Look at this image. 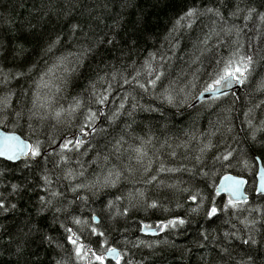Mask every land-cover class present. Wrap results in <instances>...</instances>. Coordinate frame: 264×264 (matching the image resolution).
I'll list each match as a JSON object with an SVG mask.
<instances>
[{
	"label": "trees",
	"instance_id": "trees-1",
	"mask_svg": "<svg viewBox=\"0 0 264 264\" xmlns=\"http://www.w3.org/2000/svg\"><path fill=\"white\" fill-rule=\"evenodd\" d=\"M191 8L197 16L178 25ZM208 8L219 9L224 20ZM250 8L256 12L246 21ZM259 13L264 0H0V97H8V107L0 105V128L42 142L39 158L0 160V201L9 209L0 210V264H88L76 257L67 228L93 251L106 252L98 240L118 248L121 264H236L249 257L264 264V197L255 195L257 159L264 165ZM232 26L239 36L235 27L230 35L222 31ZM238 48L253 58L242 89L194 106ZM159 73L153 87L149 81ZM165 89L173 104L163 99ZM93 93L108 99L98 105ZM77 101L82 106L70 113ZM89 109L98 113L91 127ZM65 139L83 144L65 150L61 162ZM229 151V161L216 159ZM68 171L73 175L65 178ZM110 171L121 173L116 187L103 185ZM226 174L248 179V202L225 207L228 199L215 187ZM77 185L88 187L73 192ZM52 191L60 195L53 198ZM138 192L144 196L129 198ZM153 202L156 208L148 206ZM212 202L218 213L208 219ZM170 219L185 224L156 228ZM143 224L155 234L144 233ZM92 227L104 236L93 235ZM249 235L256 245L242 243Z\"/></svg>",
	"mask_w": 264,
	"mask_h": 264
},
{
	"label": "snow or ice",
	"instance_id": "snow-or-ice-1",
	"mask_svg": "<svg viewBox=\"0 0 264 264\" xmlns=\"http://www.w3.org/2000/svg\"><path fill=\"white\" fill-rule=\"evenodd\" d=\"M205 11H206V13H212L213 15L219 17L221 21L224 20L219 9L208 8ZM240 11L241 10L239 9V7H237L236 12H233L231 15L237 16ZM253 12H256V9H254V8L248 9V15H246L244 17V19L246 21L250 20ZM197 14H198V10L195 8H191L185 13L184 16H182L177 21V24L183 26L182 21H184V20H190L191 21L193 18H195L197 16ZM199 14L204 15L205 12H200ZM259 18L262 22H264V13H259ZM224 23L226 24V21ZM186 26L191 28L192 23L189 22V23H187ZM234 27H235L237 36H239L241 29H239V27H236V26L225 27L222 29V31H224L230 35L232 33ZM217 35H218V33H217ZM210 36H211V34L209 35V37H206L205 40L203 41L205 44H207ZM57 43H58V41H57ZM217 64L220 65L221 61H217ZM252 64H253V58L251 56H248V55L240 54V50L238 48L236 51H234L231 54V56L228 59L223 61L222 67H219L217 70H215V75H214V78L212 80V83L205 86L204 92H207V93H210L213 95H215L216 93H219L221 95H226L227 90L231 89L234 86V84H244L247 81L248 76L252 70L251 69ZM145 66L148 70V74L152 75L154 70L152 69L151 65L148 62H146ZM139 75H140V73L137 72V77ZM162 75H163V73L157 74L155 76V79L150 80L149 83H151V85L153 87H155L156 81L160 80ZM6 79L7 78H5V80ZM101 79H103V78H101ZM113 79H115V76H113ZM133 79H136V77H133ZM124 83L127 84V83H130V81H128L127 78H125ZM92 87L95 88V84H93ZM110 87H111V85H109V88ZM139 87L141 89H145L144 84H139ZM261 87H264V84H262ZM179 91L183 92L184 89L181 88V89H179ZM161 95H162L163 99L165 101H167V103H169V104L174 103V96L171 94L169 89H165L164 93H162ZM93 96H94L95 103L98 105H103L108 99V96L103 94V93L100 95H96L95 93H93ZM0 105H3L4 108L8 107V97L7 96L0 97ZM81 106H82L81 102L77 101L75 107L69 109V112L72 113L77 108H80ZM119 107H120V109H123L125 107L124 103L121 102ZM133 107H135V105ZM100 114H103V113H100ZM60 115H61L60 112L56 113L57 118H59ZM129 115H131V113H129ZM97 116H98L97 112H93V111H91V109L88 110V113L86 115V120L89 122L88 127L92 126V122H94L97 119ZM115 116H116V113L113 114V119L115 118ZM249 123L251 124V121H249ZM29 127H31V125H29ZM81 131H83V129H81ZM252 138L254 140L255 135H253ZM82 144H83L82 139H76L75 141H73L72 139H65L63 141V143L60 145V147L62 149L61 153L58 154L60 156V161L61 162L67 161V157L64 155L65 150H67V151H72L73 149L78 150L82 146ZM70 145L72 146L71 148L69 147ZM41 148H42V142L39 140H37L36 143L33 144V143H29L28 141L22 139L21 136L16 135L14 133H12V134H10L8 132L0 133V157L6 159L8 161H15L22 156L30 157V158H39L42 156ZM136 151L138 154H142L141 149H136ZM201 151H203V149H201ZM231 156H232V152L229 151V152H227V154L216 157V159L221 160V161H229ZM197 159H199V157H197ZM245 166H247V165H245ZM147 170L148 169H146V171ZM160 171H165L163 164L160 167ZM168 171H172V170L168 169ZM72 175H73L72 172L68 171L66 173L65 178L71 177ZM81 175H83V173H81ZM120 175H121V173L118 171L117 172L110 171L108 173V176H106L104 178L103 185L107 186V187H116L117 182L120 179ZM204 175H207V173H205ZM152 179L154 180L155 177H152ZM43 180H44L46 185L51 184V180L49 179L48 176H44ZM259 182H260V184H259V188L257 189V192L259 195L264 196V167L260 168V170H259ZM97 183H99V180L97 181ZM246 183H247V181L242 179V178H238V177H235L232 175H224L220 184L215 187V194L217 196H219L222 192L227 193L229 196V200H228L225 207L226 208H229V207L230 208H236L239 203H241V202L246 203L247 202V197L244 196V194L242 192V186ZM81 187H88V186L87 185H77L76 187L72 188V191L77 192ZM16 188H17V186L13 185L14 191L16 190ZM50 195L53 198H55V197L59 196L60 194L56 191H52V192H50ZM137 195L140 197H143L144 193L143 192H138L136 194L129 193V198L134 200V199H136ZM117 199H119V197ZM201 199L203 200L204 198L201 197ZM191 200L193 202H195L197 200V195H192ZM41 202L47 203L50 206L53 203L52 200L45 201L43 197H41ZM110 206H111V204H110ZM148 206L151 208H156L157 204L155 202H153ZM11 207L15 208L16 205L13 204V205H11ZM0 210H3L5 212H7L9 210L5 206V203L3 201H0ZM197 210L198 209H195V208L192 209V211H197ZM56 211L59 212L60 209L57 208ZM217 213H218V209H217L214 202H212L211 207H209L205 210V215L208 219H212L213 217H215L217 215ZM124 214H127V209H125ZM92 219L95 220L96 217L93 216ZM74 222L76 224L81 223L80 220H75ZM183 224H185V221L183 219H170L167 222L161 221L159 224L156 225V228L159 229L160 231H164V230L169 229V228H176L178 225H183ZM141 230H152V225L143 224ZM66 231L69 233H72L71 235H69L67 237V239L74 246L75 254H76V257L78 259H81V260L86 259L88 261V264H111L109 257L111 258V260L115 261V264H121V262L124 260V255L120 251H118L117 248L105 247L107 244L106 240H104V241L98 240L97 244L99 245L100 248L105 249V251L107 252V256H105L101 252L93 251L92 248L87 247L86 245L80 243V238L78 236H76L75 233L72 232L71 228H67ZM91 233L93 235H97L99 237L104 236V233L98 232L95 227L91 228ZM224 235L227 238L230 234L224 233ZM231 235L235 236V233H232ZM236 238L241 239V237H236ZM205 239H207V236H205ZM242 243L245 245H248V244L256 245L258 242L252 235H249L247 239H242ZM224 251H227V250L224 249ZM125 264H130V262H125ZM236 264H252V258L249 257L247 260H243V259L238 260L236 262Z\"/></svg>",
	"mask_w": 264,
	"mask_h": 264
},
{
	"label": "water",
	"instance_id": "water-1",
	"mask_svg": "<svg viewBox=\"0 0 264 264\" xmlns=\"http://www.w3.org/2000/svg\"><path fill=\"white\" fill-rule=\"evenodd\" d=\"M242 86H243V84H234V86H233L231 89H228V90H227V94H226V95H228V94H230V93H233V92H239V91L242 89ZM226 95H221V94H219V93H216L215 95H213V94H210V93H207V92H204V91H203V92H201V93L197 96V98L194 100L193 105L196 106V105H198V104H200V103H202V102H204V101H206V100L218 99V98L224 97V96H226ZM4 132H7V131H4L3 129L0 128V133H4ZM8 133L12 134V133H14V132H8ZM14 134L19 135V134H17V133H14ZM19 136H21V135H19ZM21 138L24 139L22 136H21ZM24 140H25V139H24ZM26 141H27V140H26ZM28 142H29V141H28ZM29 143H30V142H29ZM34 159H35V158H30V157H24V156H22V157H20L19 159L15 160V161H8V160H6V159L0 157V160L6 161V162L11 163V164H17V163H19V162H23V161H27V160H34ZM262 167H264V166H263V164L259 161V162H258V171H257V175H256V190H255V194H256L257 197H264V196L259 195L258 192H257V189L259 188V184H260V182H259V170H260V168H262ZM226 175H232V176H235V177H238V178H242V179H244V180L247 181V183L244 184V185L242 186V192H243L244 196L247 197V202H248V201H249V198H250V196H249V194H248V185H249L248 179L245 178V177H242V176L234 175V174H226ZM223 177H224V176H222L221 179L219 180L218 185H219L220 182L222 181ZM218 185H217V186H218ZM219 196H220V197H226V198L229 200V196H228L227 193L222 192ZM239 204H243V202H241V203H239ZM95 221L98 222V221H99L98 218H96ZM155 232H156V229L153 228L152 230L147 231V235H153V234H155ZM117 250H118V249H117ZM118 251H119V250H118ZM104 255L107 256V252H105ZM109 260L112 261V262H115L114 260H111L110 257H109Z\"/></svg>",
	"mask_w": 264,
	"mask_h": 264
},
{
	"label": "bare ground",
	"instance_id": "bare-ground-1",
	"mask_svg": "<svg viewBox=\"0 0 264 264\" xmlns=\"http://www.w3.org/2000/svg\"><path fill=\"white\" fill-rule=\"evenodd\" d=\"M5 131V130H4ZM261 162L262 163V161L260 160V159H257V164H258V162ZM6 162V161H5ZM264 166V165H263ZM257 171H258V166H257ZM257 175V174H256ZM255 190H256V187H255ZM256 195V194H255ZM147 231H149V230H144V233H146L147 234ZM149 236V235H148ZM118 249V248H117ZM119 250V249H118ZM112 262V261H111ZM113 263H115V262H113Z\"/></svg>",
	"mask_w": 264,
	"mask_h": 264
}]
</instances>
